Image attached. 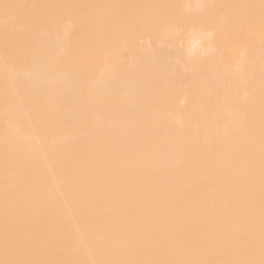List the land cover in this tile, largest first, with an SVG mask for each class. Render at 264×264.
<instances>
[{
	"label": "bare ground",
	"instance_id": "6f19581e",
	"mask_svg": "<svg viewBox=\"0 0 264 264\" xmlns=\"http://www.w3.org/2000/svg\"><path fill=\"white\" fill-rule=\"evenodd\" d=\"M0 264H264V0H0Z\"/></svg>",
	"mask_w": 264,
	"mask_h": 264
}]
</instances>
